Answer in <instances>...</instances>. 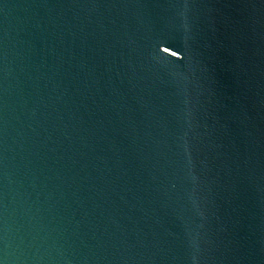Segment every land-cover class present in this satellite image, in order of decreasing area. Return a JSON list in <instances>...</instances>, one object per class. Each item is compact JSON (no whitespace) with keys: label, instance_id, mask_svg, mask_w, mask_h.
Wrapping results in <instances>:
<instances>
[{"label":"water","instance_id":"1","mask_svg":"<svg viewBox=\"0 0 264 264\" xmlns=\"http://www.w3.org/2000/svg\"><path fill=\"white\" fill-rule=\"evenodd\" d=\"M0 264H264V0H0Z\"/></svg>","mask_w":264,"mask_h":264}]
</instances>
